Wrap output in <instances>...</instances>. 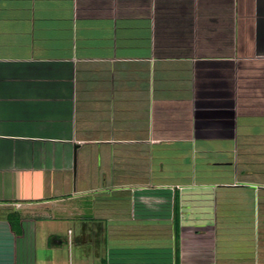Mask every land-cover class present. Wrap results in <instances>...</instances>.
Segmentation results:
<instances>
[{"label": "crops", "instance_id": "obj_1", "mask_svg": "<svg viewBox=\"0 0 264 264\" xmlns=\"http://www.w3.org/2000/svg\"><path fill=\"white\" fill-rule=\"evenodd\" d=\"M0 264H264V0H0Z\"/></svg>", "mask_w": 264, "mask_h": 264}]
</instances>
